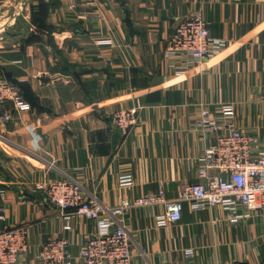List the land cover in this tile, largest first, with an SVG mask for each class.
Segmentation results:
<instances>
[{
    "label": "crops",
    "instance_id": "0c3cea01",
    "mask_svg": "<svg viewBox=\"0 0 264 264\" xmlns=\"http://www.w3.org/2000/svg\"><path fill=\"white\" fill-rule=\"evenodd\" d=\"M71 1L29 0L22 15L0 24V74L32 105L12 110L9 121L0 117V228L28 227L21 264H41L53 237L68 239L80 262V248L97 233L82 214L64 229L43 188L55 179L79 181L105 207L160 189L178 197L214 143L191 128L201 105L218 112L234 104L237 125L264 147V0H77L86 15ZM10 3L0 0L1 16ZM198 9L227 47L178 75L164 52L177 23ZM121 107L138 108L128 135L111 122ZM126 173L130 187L119 184ZM163 210L131 207L118 216L131 234L133 264H264L256 215L232 223L221 206L193 211L185 203L180 221L158 226Z\"/></svg>",
    "mask_w": 264,
    "mask_h": 264
},
{
    "label": "built area",
    "instance_id": "2783aa9c",
    "mask_svg": "<svg viewBox=\"0 0 264 264\" xmlns=\"http://www.w3.org/2000/svg\"><path fill=\"white\" fill-rule=\"evenodd\" d=\"M77 5V0H72L69 7L86 15L85 11L77 10ZM226 47L225 39L211 35L208 22L198 9L177 23L164 57L181 75L216 57ZM31 109L20 86L0 74L1 119H12V110L23 113ZM110 118L123 135H128L138 122V108L121 107L110 113ZM191 128L211 134L214 143L199 157L202 166L197 172V180L183 182L174 199L168 198L160 189L137 198H125L114 207H105L95 197L88 196L77 180L58 178L44 185L48 201L60 210L64 229L71 231L72 220L82 214L96 222L97 233L80 248V262L70 250L68 239L51 238L43 244L38 256L41 264H133L131 234L117 224V218L127 209L139 206L164 207L155 218L158 226L180 221L185 203H189L193 211L221 206L232 223L256 215L264 237V147L254 135L237 125L236 107L232 103L223 104L218 112L199 106ZM133 183L131 173L119 176L120 186L130 187ZM0 219L4 220L5 214H0ZM28 235L29 229L24 224L0 228V264H21V257L29 247ZM193 254L191 250L186 253L188 257Z\"/></svg>",
    "mask_w": 264,
    "mask_h": 264
},
{
    "label": "rangeland",
    "instance_id": "374dc122",
    "mask_svg": "<svg viewBox=\"0 0 264 264\" xmlns=\"http://www.w3.org/2000/svg\"><path fill=\"white\" fill-rule=\"evenodd\" d=\"M29 1V0H11V3L8 6L9 11L7 13H5V15L1 16L3 14V12H1L0 15V24L3 21H7L5 19H7L8 15L14 14L15 12L18 11L19 15H22L23 11H22V7L24 6V4ZM28 4V2L26 3V5ZM13 16V15H12ZM11 21V20H10ZM1 28V27H0Z\"/></svg>",
    "mask_w": 264,
    "mask_h": 264
},
{
    "label": "water",
    "instance_id": "95a60500",
    "mask_svg": "<svg viewBox=\"0 0 264 264\" xmlns=\"http://www.w3.org/2000/svg\"><path fill=\"white\" fill-rule=\"evenodd\" d=\"M41 80H43V81H47V80H48V78H47V77H45V76H42V77H41Z\"/></svg>",
    "mask_w": 264,
    "mask_h": 264
}]
</instances>
